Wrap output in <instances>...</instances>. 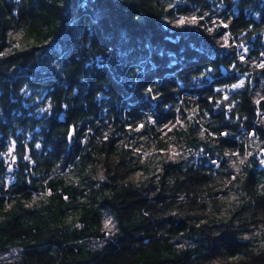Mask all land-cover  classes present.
Instances as JSON below:
<instances>
[{"label":"trees","instance_id":"obj_1","mask_svg":"<svg viewBox=\"0 0 264 264\" xmlns=\"http://www.w3.org/2000/svg\"><path fill=\"white\" fill-rule=\"evenodd\" d=\"M263 34L264 0H0V264H264Z\"/></svg>","mask_w":264,"mask_h":264},{"label":"snow or ice","instance_id":"obj_2","mask_svg":"<svg viewBox=\"0 0 264 264\" xmlns=\"http://www.w3.org/2000/svg\"><path fill=\"white\" fill-rule=\"evenodd\" d=\"M196 20H197V18L196 17H191V18H187V17H185V18H182L180 21H179V23L180 24H183V23H196ZM225 43H227V41H225ZM261 67H264V65H261ZM240 85H233V87H239ZM149 91H150V89H149ZM141 127H143V125H141ZM262 163H264V161H262ZM109 224H110V222H109ZM109 224H106V227H108L109 226Z\"/></svg>","mask_w":264,"mask_h":264},{"label":"water","instance_id":"obj_3","mask_svg":"<svg viewBox=\"0 0 264 264\" xmlns=\"http://www.w3.org/2000/svg\"><path fill=\"white\" fill-rule=\"evenodd\" d=\"M262 40L264 43V34L262 35ZM75 137V131L73 127H70L69 134H68V141H69V147L72 145Z\"/></svg>","mask_w":264,"mask_h":264},{"label":"rangeland","instance_id":"obj_4","mask_svg":"<svg viewBox=\"0 0 264 264\" xmlns=\"http://www.w3.org/2000/svg\"><path fill=\"white\" fill-rule=\"evenodd\" d=\"M211 42L214 43L212 40H211ZM242 48H243L244 51H245V47L242 46ZM243 80H244V77H243V76L239 77L238 83H237L236 85H238V84H239L241 81H243ZM232 87H233V85H232Z\"/></svg>","mask_w":264,"mask_h":264}]
</instances>
